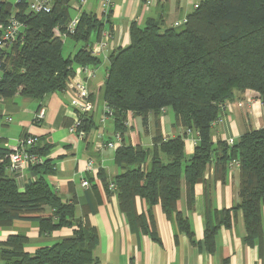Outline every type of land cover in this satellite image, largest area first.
Masks as SVG:
<instances>
[{"label": "trees", "instance_id": "1", "mask_svg": "<svg viewBox=\"0 0 264 264\" xmlns=\"http://www.w3.org/2000/svg\"><path fill=\"white\" fill-rule=\"evenodd\" d=\"M71 1L56 0L51 11L39 13L28 10L23 2H3L0 22L5 23L14 14L24 24V32L2 53V97L19 94L42 100L66 89L76 64L100 63L99 57L92 54L90 37L97 32L101 38L112 11L103 18L84 10L75 33L69 36L84 44L73 56H65L64 39L56 36L55 28L64 31L72 19ZM163 25L162 17L149 18L144 26L132 22L130 43L109 55L102 95L113 112L116 131L123 135L115 154L122 172L113 181L120 209L131 226L148 232L149 221L137 213L135 198L144 199L150 210L160 204L175 222L177 232L194 241L191 224L178 206L181 182L184 178L189 208L194 203L195 185L204 183L206 248L215 250L219 228L231 227L232 214L240 209L246 227L244 243L262 248L264 127L245 132L234 144L220 141L215 145L212 126L223 104L240 91L256 90L264 102V0H201L185 24ZM167 107L173 108L176 125L198 133V143L189 159L184 135L165 139L160 120L151 148L124 143L129 111L142 116L147 124L150 113L159 116ZM82 120L86 133L96 128L93 113ZM33 151L48 154L46 148L37 146ZM10 152L0 149V227H10L17 219H31L38 223L41 234L63 227H74V232L33 254L25 250V234L10 235L0 242L3 264H97L96 227L87 217H77L75 204L64 201L42 175L53 172L51 160L46 158L44 164L31 167L40 177L21 189L7 170ZM232 160L239 161L240 202L222 210L212 208L206 179L208 166L215 162V178L224 181ZM45 207L52 209V214L45 215Z\"/></svg>", "mask_w": 264, "mask_h": 264}, {"label": "crops", "instance_id": "2", "mask_svg": "<svg viewBox=\"0 0 264 264\" xmlns=\"http://www.w3.org/2000/svg\"><path fill=\"white\" fill-rule=\"evenodd\" d=\"M147 1H151L149 7ZM200 1L113 0L110 22L105 21L109 23V28L104 23V31L109 38L104 51L97 56L100 63L75 65V70L80 66H92L96 70L95 77L87 80L95 104L92 113L96 128L87 132L84 138L69 130L75 113L68 87L48 94L42 100L19 94L11 98L0 97V149L10 152L23 138L30 135L38 137L37 147L46 148L48 154L45 157L51 160L53 166L52 173L42 175L64 201L75 204L77 217H87L97 229L99 242L94 251L97 264H224L225 260V264H264V245L260 248L258 245L244 243L246 227L241 209L232 214L231 227L222 225L219 228L215 250L210 252L206 248L203 242L206 228L204 183L195 185L194 203L189 208L184 178L181 182L178 206L191 224L194 241L185 233L177 232L175 222L165 214L160 204L150 210L140 197L135 198L136 211L145 215L150 228L148 232H144L141 228L131 226L127 215L120 209L117 192L110 188V184L114 183L115 177L122 170L115 162L116 149L102 145L103 141L113 140L116 132L114 117L101 122L106 106L102 90L110 65L109 55L115 49L130 43L132 22L144 26L149 18L162 17L163 26L170 27L175 21L188 17L195 9L194 4ZM104 31L100 39L96 32L95 39L91 40L92 47L103 39ZM76 52L77 50L74 54ZM41 107L46 109L45 118L41 122H35V113ZM157 120H160L165 139L184 135L185 153L189 159L198 143L197 131L186 133V128L176 125L175 112L171 107L163 109L159 116L150 113L147 124L143 122L142 116L129 111L126 121L130 124L124 134V143L151 148ZM262 127L264 102L259 92L247 89L238 92L233 100L223 104L220 117L212 126V140L215 145L220 141L229 144L230 140L236 143L245 132ZM89 160L94 162L90 170L87 169ZM214 163L209 164L206 172L211 207L218 210L231 208L240 202L239 165L231 166L230 162L226 178L222 181L215 178ZM7 170L21 189L40 177V173H34L31 167L23 168L20 173L13 172L11 166ZM85 178L89 181V186H83ZM50 214L52 209L45 207V215ZM262 218L264 226V205ZM73 232L74 227H63L41 234L39 225L34 220L17 219L10 227H0V242L10 235L25 234V250L33 254L41 247L72 236ZM1 249L0 246V264H3Z\"/></svg>", "mask_w": 264, "mask_h": 264}, {"label": "built area", "instance_id": "3", "mask_svg": "<svg viewBox=\"0 0 264 264\" xmlns=\"http://www.w3.org/2000/svg\"><path fill=\"white\" fill-rule=\"evenodd\" d=\"M10 0H0V8L3 2ZM56 0H17L18 2H23L28 6V10L32 12H49L54 6ZM90 0H72L70 2V7L78 12L77 15L73 16L70 22L66 25L64 31H61L59 27L55 28L56 36L65 39L70 35L75 33L76 27L79 23L80 16L84 11V6L88 4ZM96 1L104 16L109 15L111 9L113 8V0H94ZM151 1H147V7H149ZM200 2L194 4V8L199 7ZM17 8L14 9L13 12H16ZM188 21V17H185L181 20L175 21L172 26L179 27L185 24ZM24 32V24L19 21L15 15L13 14L9 17L6 22H0V80H1V66L3 63V51ZM107 38L109 35L104 31L103 39L99 42L98 45H94L92 47V54L94 56L100 55L105 47ZM96 70L92 66H80L75 70V74L72 79L67 83V87L69 88L70 93L72 94V106L74 108L75 117L72 124L69 126V130L72 133L77 134L79 137L84 138L87 133L82 128L83 120L85 115L91 114L95 110V104L92 99L91 91L88 87L87 80L95 77ZM0 97H2L0 95ZM112 110L106 105L104 108V112L101 118V122H105L109 117H112ZM46 115V109L41 107L34 116L35 122H41ZM10 120V118H9ZM128 126L130 124L129 121L125 122ZM192 129H187L186 133H190ZM198 134V133H197ZM38 137L35 135H30L23 138L20 141V144L14 148L10 154V163L11 169L15 173H20V171L25 167H34L36 165L44 164L46 157L43 155H39L34 152L33 149L37 146ZM123 143V135L121 132L116 131L114 134L113 140L103 141V147H110L117 149ZM234 141L230 140L229 144H233ZM94 162L89 160L87 163V169L90 170L93 167ZM230 165H239L238 160H232ZM83 186H89V181L85 178L82 181ZM110 188L112 190L116 189L115 183L110 184Z\"/></svg>", "mask_w": 264, "mask_h": 264}, {"label": "rangeland", "instance_id": "4", "mask_svg": "<svg viewBox=\"0 0 264 264\" xmlns=\"http://www.w3.org/2000/svg\"><path fill=\"white\" fill-rule=\"evenodd\" d=\"M10 1L13 2L14 4L17 2V0H10ZM84 10L85 11H93L99 17H103L104 18V15L102 14V10H101L99 4L96 1H94V0H90L88 2V4L86 6H84ZM77 14H78V12L76 10H74V9L71 10V15L72 16H75ZM105 27L109 28V23H105ZM95 37H96V32H93L91 34L90 40L95 39ZM83 44L84 43L82 41L76 42L72 38H69V37L65 38L64 39V44H63V54L65 56L73 55L76 50H78L79 48H81L83 46ZM99 67H102V66L99 65ZM102 71L105 72L103 68H102Z\"/></svg>", "mask_w": 264, "mask_h": 264}]
</instances>
